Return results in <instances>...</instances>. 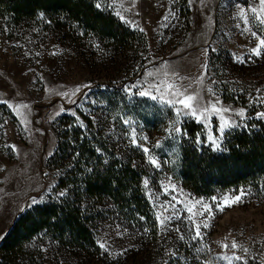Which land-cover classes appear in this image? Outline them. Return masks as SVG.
<instances>
[{"label":"rangeland","instance_id":"obj_1","mask_svg":"<svg viewBox=\"0 0 264 264\" xmlns=\"http://www.w3.org/2000/svg\"><path fill=\"white\" fill-rule=\"evenodd\" d=\"M105 5L136 32L131 44L116 47L45 15L17 24L0 19V101L7 102L0 103V242L26 208L60 195L55 190L62 168L52 170L49 159L63 131L78 125L85 134L98 133L116 157L149 171L145 193L158 223L154 230L146 220L109 221L100 263L111 258L113 264H264V200L244 188L198 196L171 173L183 120H199L207 142L218 141L219 150L226 132L264 113V50L251 53L264 39V24L255 18L260 0ZM165 79L198 95L197 107L208 112L194 117L181 109L177 117L174 107L151 99L158 95L152 86ZM213 104L229 111L215 112ZM18 105L27 107L17 112ZM221 116L234 125L222 134ZM102 152L103 163H109L110 152ZM33 198L40 202L33 204ZM68 257L73 264L85 262ZM65 262L54 258L51 264Z\"/></svg>","mask_w":264,"mask_h":264},{"label":"trees","instance_id":"obj_2","mask_svg":"<svg viewBox=\"0 0 264 264\" xmlns=\"http://www.w3.org/2000/svg\"><path fill=\"white\" fill-rule=\"evenodd\" d=\"M102 1L0 0V19L17 24L45 15L58 26L69 24L116 47L131 44L136 32L108 10L109 0L97 8ZM180 129L171 173L182 186L207 197L244 188L264 200V120L253 117L226 132L219 150L207 142L204 126L196 118L183 120ZM103 150L110 152L98 133L85 134L78 125L63 131L49 159L52 170L62 168L55 190L60 195L18 216L0 242V264H51L54 258L73 264L67 262L68 253L84 258L78 264H106L108 260L113 264L111 258L99 261L109 221L121 218L141 224L146 220L157 229L145 193L149 171L121 154L116 157L115 150L108 153L109 163H103Z\"/></svg>","mask_w":264,"mask_h":264},{"label":"snow or ice","instance_id":"obj_3","mask_svg":"<svg viewBox=\"0 0 264 264\" xmlns=\"http://www.w3.org/2000/svg\"><path fill=\"white\" fill-rule=\"evenodd\" d=\"M260 3L262 5L261 8V13L256 15V19L260 20V22L262 24H264V0H260ZM97 8L101 7L100 3L96 4ZM251 11L256 14L257 13V9L253 8L251 9ZM118 16H120V12L117 11L116 13ZM241 15H244L243 11L241 12ZM121 19H123V16L120 17ZM255 35V34H254ZM262 50H264V39H260L259 43L257 44V47L251 50V53L253 55L256 56H260ZM149 75H152L151 73ZM165 76H167V73H165ZM155 89V92L158 93V95H151V99L153 100H159L162 104L164 105H168V106H172L175 108L176 113H177V117H179V115L181 114V109L184 110V114L185 115H192L194 117L198 116V115H203L204 113L208 112V109L205 108L203 109V111L201 112V110L197 107L198 104V95H194L192 93H189L187 89H181V87H179L175 81H169L167 79L162 80L157 82L155 85L152 86ZM150 93L148 91H140L139 95L141 96H145V95H149ZM0 103H7L6 101H0ZM10 108L13 107L11 104L8 105ZM27 105H18L16 106V111L19 112V110L21 108H26ZM212 110L215 112H221V111H229L228 109H218L216 107L215 104L212 105ZM238 115H240L241 117H243L244 113L243 110H241V112L238 113ZM257 118H261L264 119V113H258L257 114ZM221 125H220V132L221 134L224 132L226 127H231L234 126L230 121L224 120V118L221 116ZM175 131L179 132V128L175 129ZM209 139L211 140L212 138L209 137ZM133 143H136L135 137L133 138ZM213 143V147L215 149H218L220 147L219 142L216 140H212ZM12 147V149L15 151V146H10ZM143 151L147 154L148 153V149L144 148ZM149 161L155 165L157 162L152 159L151 157H149ZM61 195H63V193H61ZM244 195L243 192H241L240 195L236 196L233 198V202H239L241 200V197ZM40 201H38L36 198L32 199V203H38ZM224 206H228L230 207L231 204H226ZM224 206H220L218 205V208L220 211H223V207ZM210 212V209H209ZM204 227H208L209 225L207 223H204L203 225ZM201 236L200 233V225H196V237L194 238H198ZM101 248H105L104 244L100 245ZM224 247H228V245H224ZM231 247L236 248L237 244L235 241H233ZM244 251L246 252L247 249H244ZM227 259V258H226ZM234 259L236 260H241L243 259L242 257L236 256L234 257Z\"/></svg>","mask_w":264,"mask_h":264},{"label":"bare ground","instance_id":"obj_4","mask_svg":"<svg viewBox=\"0 0 264 264\" xmlns=\"http://www.w3.org/2000/svg\"><path fill=\"white\" fill-rule=\"evenodd\" d=\"M29 179H30V176H29ZM29 179H28V181H29ZM25 181H26V183H28V182H27V179H25ZM25 181H23V182H25ZM29 182H30V181H29Z\"/></svg>","mask_w":264,"mask_h":264}]
</instances>
